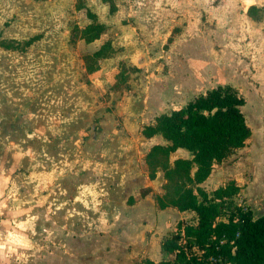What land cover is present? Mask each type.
Returning <instances> with one entry per match:
<instances>
[{
    "label": "rangeland",
    "instance_id": "374dc122",
    "mask_svg": "<svg viewBox=\"0 0 264 264\" xmlns=\"http://www.w3.org/2000/svg\"><path fill=\"white\" fill-rule=\"evenodd\" d=\"M219 84L244 95L251 135L209 192L264 170V0H0V264L99 244L135 201L122 167L147 172L168 144L145 128Z\"/></svg>",
    "mask_w": 264,
    "mask_h": 264
},
{
    "label": "trees",
    "instance_id": "16d2710c",
    "mask_svg": "<svg viewBox=\"0 0 264 264\" xmlns=\"http://www.w3.org/2000/svg\"><path fill=\"white\" fill-rule=\"evenodd\" d=\"M257 6L251 5L249 15ZM252 11V13H251ZM244 95L230 84H219L198 94L180 108L162 113L145 128L159 133L168 144H155L147 153L149 176L162 168L164 194L157 198L160 207L193 210L196 224L180 221L177 230L162 244L173 251L171 260L146 264H198L196 248L208 254H221L232 264H264V213L255 217L250 206L238 202L240 186L231 180L208 192L200 186L211 174L214 163L242 148L251 135L243 106ZM187 149L192 158L170 153ZM195 169V170H193ZM146 190L142 189L145 194Z\"/></svg>",
    "mask_w": 264,
    "mask_h": 264
},
{
    "label": "crops",
    "instance_id": "0c3cea01",
    "mask_svg": "<svg viewBox=\"0 0 264 264\" xmlns=\"http://www.w3.org/2000/svg\"><path fill=\"white\" fill-rule=\"evenodd\" d=\"M249 158L250 164H255L254 162L257 161L253 155ZM223 164H225V159L214 163L211 174L200 183L203 189L208 191L209 184L213 182L218 169L223 167ZM127 166L129 164L122 167L124 168L121 181L123 195L127 199L133 197L135 201L125 203L124 209L113 214L116 218L106 224V232L99 244H86L81 256L45 257L40 258L35 264H146L148 260L160 263L173 258L175 252L163 249L164 240L177 230L180 221L196 224L198 216L193 210L181 211L173 206H159L155 196L164 194L163 185L166 182L164 174L163 181H159V175L156 179L149 176L148 164V171L144 170V173L125 168ZM254 169L251 180L247 176L236 175L233 170L231 171L233 175L227 179V182L237 181L240 186L238 202L243 206H250L257 217L264 213V176L262 179L258 178L264 170ZM142 189L146 190L145 194L142 193Z\"/></svg>",
    "mask_w": 264,
    "mask_h": 264
},
{
    "label": "built area",
    "instance_id": "2783aa9c",
    "mask_svg": "<svg viewBox=\"0 0 264 264\" xmlns=\"http://www.w3.org/2000/svg\"><path fill=\"white\" fill-rule=\"evenodd\" d=\"M194 253L198 256L199 260H202V262L198 264H232L221 254L210 253L204 259H200L206 253V250L202 248H196Z\"/></svg>",
    "mask_w": 264,
    "mask_h": 264
}]
</instances>
